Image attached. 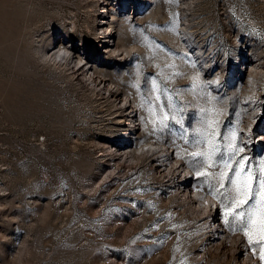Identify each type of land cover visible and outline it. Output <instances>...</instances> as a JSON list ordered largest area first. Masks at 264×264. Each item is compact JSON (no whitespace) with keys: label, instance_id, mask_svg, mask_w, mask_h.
<instances>
[{"label":"rangeland","instance_id":"1","mask_svg":"<svg viewBox=\"0 0 264 264\" xmlns=\"http://www.w3.org/2000/svg\"><path fill=\"white\" fill-rule=\"evenodd\" d=\"M102 1L117 8V47L90 52H101L98 76L137 112L135 141L126 146L163 145L194 175L195 192L187 195H208L217 213L202 218L205 204L183 201L160 175H117L120 167L107 171L105 157L97 160L99 142L127 127L109 119V99L65 76L38 48L42 41L52 45L56 34L92 48L99 32L95 0H0V264H264V240L257 234L250 243L233 218L236 231L225 223L230 182L221 189L212 178L229 160L224 145L233 130L248 167L264 159V73L253 81L245 66L242 75L222 81V54L231 63L241 53L264 62V0ZM213 106L222 114L200 111ZM161 108L170 115L178 110L180 123L170 118L162 129ZM208 118L220 121L221 152L212 168L192 155L206 150L197 130ZM133 162L150 172L147 160ZM238 245L246 248L243 259Z\"/></svg>","mask_w":264,"mask_h":264},{"label":"bare ground","instance_id":"2","mask_svg":"<svg viewBox=\"0 0 264 264\" xmlns=\"http://www.w3.org/2000/svg\"><path fill=\"white\" fill-rule=\"evenodd\" d=\"M93 6L96 10H98V12L94 14L92 21L95 24V27L99 29V40L100 42H102L101 50H108L113 53L117 47V39H115L116 29L114 26V23L117 20L116 18H113L112 15H109V13L114 9L110 4L105 5L103 4V2H100V0H95ZM138 10H142V7L139 6ZM58 40L59 41H57L56 39L57 42L53 46H47L46 43H43L42 41V43L38 47L43 53L42 56H44V58L48 62L50 61L55 67L63 69V71L65 72L64 74H66L65 76H68L70 79L88 86L97 98L109 99L111 102V106L114 108V110H112L111 112L112 114L114 113V115H110L111 117L109 116L111 122L113 121L114 123H116L115 126L118 125V128L120 127V129L124 123H130V126L126 128L127 133H125V135L134 136V134L137 132V128H135V125H133L132 123L133 118L136 114L133 113V109L129 108L127 101H124V99L120 97L117 87L111 86V83L106 84L105 79L100 75L99 77L97 74L100 69L96 68V66L105 65L103 64L104 62L101 61V59H103V57L101 56V52L98 51V53L95 54L93 52H88L84 49H81L80 47H78L77 42L74 40V38H71L72 44L69 43L70 41L63 44L60 38H58ZM51 43H53V41H51ZM97 49L100 50L98 46ZM242 51L244 52L245 56L250 55L249 49H247L246 46L242 49ZM204 60L207 62L206 59ZM263 63H260L258 59H253V68H249V73L251 74L250 77L252 80H255L256 78L257 81V76L260 73H264ZM250 85L253 84L250 83ZM253 88L255 87L251 86V89H247H249L250 92V90H254ZM125 135L122 136V139H116L115 142L113 141L114 143L112 146L105 145V143H101V141L99 142L101 152L97 157L101 159L99 161H103V158L105 157L104 161L106 162L103 163V165H109V167H107V171L111 170L112 172L111 168H113L114 165L116 167L123 166L125 161V163H127L125 166L126 169L130 170L137 166V163L133 162L134 160L143 158L144 160H147L149 162V173H151L152 175H160L162 176V178L167 176V180L170 181V183H174L173 189L171 191L178 195H182L183 201L188 200L194 206L196 205V203L200 202V198L195 199V197L193 198L191 195H187L189 193L187 190V177L180 174V165H177L176 161H172L174 158L171 156L170 152L165 151L166 149L163 147V145L160 147V145L158 146L154 144H143V146H146V148L144 149L143 147H141V150L138 152V150L132 149V146H126L128 142L124 143V138H127ZM131 142H133V140ZM203 208L200 211L202 218L212 219L211 215L208 214ZM214 223L215 221L212 224ZM219 226V224L215 225L213 229L215 231V234L222 238V230L219 229ZM245 251L246 248L244 246L238 245V255L241 259H243L245 255H243V253ZM238 255L236 257H238ZM248 264L255 263H251L249 261Z\"/></svg>","mask_w":264,"mask_h":264},{"label":"snow or ice","instance_id":"3","mask_svg":"<svg viewBox=\"0 0 264 264\" xmlns=\"http://www.w3.org/2000/svg\"><path fill=\"white\" fill-rule=\"evenodd\" d=\"M195 67V65H192ZM193 89L199 87V77L193 78ZM153 91L157 93V99H159V89L156 80H153ZM215 98H209L208 103L214 104ZM171 108V104L168 106ZM174 110L171 115L169 112L164 111L161 108V117L159 124L162 129L167 128L166 123L170 118L176 123H180ZM201 113L206 117H216L222 113L217 111L215 107L201 108ZM155 121H153V132L156 131ZM220 121L214 118H208L204 121V126L197 131L203 137L206 143V150L192 153L193 156L203 157L206 168H212L215 166V157L221 152V146L216 142L220 136L219 133ZM237 132L233 130L230 138L227 139V143L224 145V151L228 154L229 160H226L223 164V168L218 173H213L212 178L217 179L221 189L225 188V181H229L231 184L230 195L227 197L229 204L225 205V223L230 226V230L236 231V228L231 227V221L229 218H233V221L238 223L243 229L244 235L249 238V242H252L253 235H259L261 240H264V159H261L257 168L247 166L248 156H241V153L245 151L243 146L237 143ZM236 157H240L238 160ZM229 161H235V167L233 163ZM230 173H233L230 175ZM198 176L209 175L206 171L197 172ZM214 198L217 192H213ZM251 201H255V204L251 208L247 206ZM261 259L264 260V248L261 249Z\"/></svg>","mask_w":264,"mask_h":264},{"label":"built area","instance_id":"4","mask_svg":"<svg viewBox=\"0 0 264 264\" xmlns=\"http://www.w3.org/2000/svg\"><path fill=\"white\" fill-rule=\"evenodd\" d=\"M103 2V1H102ZM103 4H105V5H108L107 4V1H106V3H103ZM120 6V5H119ZM118 7V6H117ZM117 9V8H116ZM115 9V10H116ZM118 9H120V7H118ZM115 10H113V11H110V13H109V15H112L113 16V18H115L114 17V11ZM96 35V34H95ZM58 38H60V40L62 41V43L63 44H65V43H68V42H65V39L67 38L66 36H64L63 34H56L55 36H54V39H53V43H52V46L53 45H55L56 44V42L57 41H59L58 40ZM96 42H95V45L92 47V48H86V46H84L82 43H81V41L77 38H75L76 39V42H77V45H78V47H80L81 49H84L85 51H91V50H93V48L95 47V46H98V48L100 49V51H102V52H104L103 50H101V43L102 42H99V37H98V32H97V35H96ZM56 39H57V41H56ZM68 40H70V42H71V38H69ZM78 42H80V43H78ZM70 44H72V43H70ZM93 53H95L96 54V52L95 51H93ZM201 54V56H203L204 57V54L201 52L200 53ZM243 53H241V57L239 58V63H231L230 61L228 62V60H227V58L225 57V55L224 54H222V81H223V79L225 78V77H231V80H234L237 76H240V75H242L243 74V68L245 69V66H249V68L251 67V69L253 68L252 67V62H253V58L251 57V56H248L247 58L246 57H243V55H242ZM242 61V62H241ZM249 68H248V71H249ZM263 73H260L259 75H262ZM111 86H114V85H112V83H111ZM128 104V103H127ZM128 106H129V108L130 109H133V113L134 114H136L135 116H134V118H133V125H135V126H138L139 125V118H138V116H137V112H136V110L132 107L131 108V106L128 104ZM126 124V125H125ZM130 123H124V128L125 127H129L130 125H129ZM110 130V129H109ZM113 131H115V130H113ZM122 133V131H120V132H116V135H114V136H111V137H108L107 138V140L106 141H104V142H102V143H105V145H109V146H112L113 145V141H115L116 139H122V136H123V134L125 135V133L123 132V134H121ZM118 136H121V137H118ZM127 138L125 139L124 138V143H126V142H128V143H132L131 141L132 140H130V136L129 135H125ZM130 141V142H129ZM135 141V140H134ZM134 141H133V143H134ZM128 143L126 144V145H128ZM143 144H154V145H157V144H155V143H153V142H142V144H141V146H139L138 147V149H135V150H138V152L141 150V147H143L144 149L146 148V146H143ZM97 149H98V152H97V155H96V157L98 156V154L100 153V145H98V147H97ZM97 160L99 161V159L97 158ZM172 161H177L176 159H173ZM100 162V161H99ZM101 163V162H100ZM102 164V163H101ZM177 165H180V169H179V171H180V174L181 175H184L185 177H187V179H186V182H187V190H188V192L189 191H194L195 192V190H194V188H193V180H194V175L188 170V169H186L185 167H183V165L179 162V161H177ZM117 169L115 168V171H116ZM148 170H149V168H148V165H147V170H145V171H143V170H139V168L137 167L135 170H130V171H128L126 168H125V165H123V166H121L120 168H119V172H118V174L117 175H134L136 172H137V174H139V175H143V174H146V175H152L151 173H149L148 172ZM139 171V172H138ZM129 172V173H128ZM162 178V177H161ZM167 176H165V177H163L162 178V181H163V183L166 185V186H168V180H167ZM170 186V188H173L172 186H174V184H171V185H169ZM168 186V187H169ZM143 193V192H142ZM141 192H139V193H137V194H142ZM144 194V193H143ZM193 196H196V195H193ZM198 197H200V202H199V204H201V206H202V204H205V207L203 208L208 214H210L211 215V217H214V215L217 213V202L213 199V198H211V197H209L208 195H205V197H201V195L199 194V195H197ZM147 197H149V198H154V196H153V193L152 194H149V195H147ZM198 204V205H199Z\"/></svg>","mask_w":264,"mask_h":264}]
</instances>
